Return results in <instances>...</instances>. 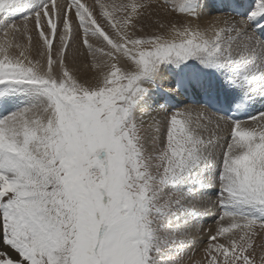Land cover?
Here are the masks:
<instances>
[{
    "label": "snow or ice",
    "instance_id": "obj_1",
    "mask_svg": "<svg viewBox=\"0 0 264 264\" xmlns=\"http://www.w3.org/2000/svg\"><path fill=\"white\" fill-rule=\"evenodd\" d=\"M186 262L264 264V0H0V264Z\"/></svg>",
    "mask_w": 264,
    "mask_h": 264
},
{
    "label": "rangeland",
    "instance_id": "obj_2",
    "mask_svg": "<svg viewBox=\"0 0 264 264\" xmlns=\"http://www.w3.org/2000/svg\"><path fill=\"white\" fill-rule=\"evenodd\" d=\"M88 3H92V0H87ZM83 50V49H82ZM85 51V55L84 56H80L77 58V60L75 61L76 65L80 68L81 73L87 72L88 70L85 68V64L90 63V59L87 57L86 55V50ZM70 66L72 64V62L70 61ZM89 75H91V73L89 72ZM215 217V213H213L211 216H208L204 219V221L201 224L202 229L204 230L202 233V236L198 239L200 240H207V236H208V232L207 229L211 228L213 231L215 230V223L213 222ZM202 247V244H198L197 248ZM196 259L200 258V252L197 251L196 252ZM187 264V262H186Z\"/></svg>",
    "mask_w": 264,
    "mask_h": 264
}]
</instances>
